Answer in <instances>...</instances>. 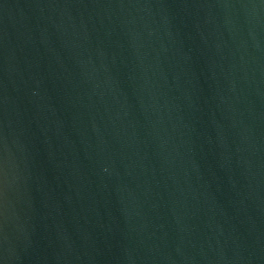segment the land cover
<instances>
[{
    "label": "water",
    "instance_id": "95a60500",
    "mask_svg": "<svg viewBox=\"0 0 264 264\" xmlns=\"http://www.w3.org/2000/svg\"><path fill=\"white\" fill-rule=\"evenodd\" d=\"M0 264H264V0H0Z\"/></svg>",
    "mask_w": 264,
    "mask_h": 264
}]
</instances>
